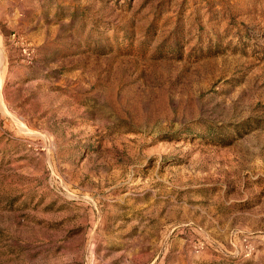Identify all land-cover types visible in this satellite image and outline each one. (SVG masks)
<instances>
[{"label": "rangeland", "instance_id": "obj_1", "mask_svg": "<svg viewBox=\"0 0 264 264\" xmlns=\"http://www.w3.org/2000/svg\"><path fill=\"white\" fill-rule=\"evenodd\" d=\"M0 264H264V0H0Z\"/></svg>", "mask_w": 264, "mask_h": 264}, {"label": "bare ground", "instance_id": "obj_2", "mask_svg": "<svg viewBox=\"0 0 264 264\" xmlns=\"http://www.w3.org/2000/svg\"><path fill=\"white\" fill-rule=\"evenodd\" d=\"M3 80V79H2Z\"/></svg>", "mask_w": 264, "mask_h": 264}]
</instances>
